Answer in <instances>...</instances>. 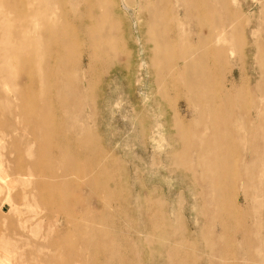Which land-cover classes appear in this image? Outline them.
I'll return each mask as SVG.
<instances>
[{"label":"rangeland","instance_id":"374dc122","mask_svg":"<svg viewBox=\"0 0 264 264\" xmlns=\"http://www.w3.org/2000/svg\"><path fill=\"white\" fill-rule=\"evenodd\" d=\"M8 1L21 11L0 0V264H262L255 258L264 257V247L254 242L264 241V197L257 196L258 188L264 191V170L247 182L250 202L238 203V182L219 203L223 211L234 204L250 208L252 216L253 207L258 210L253 221L245 215L232 224L227 238V221L220 226L207 208L204 189L214 179L198 178L204 177L202 165L211 164L207 145L215 141L222 153L235 144L225 146L221 132L214 138L204 130L208 110L231 114L239 96L246 106L257 104L250 99L261 86L264 0H110L112 9L99 15L116 22L104 30L117 36L121 51L100 56L108 58L105 68L79 62L80 41L68 50L64 36L55 35L79 16V0ZM155 5L164 27L156 36L165 42L154 66L170 61L178 43L189 51L187 62L196 47L210 49L218 34L214 21L233 35L238 26L241 58L227 56L223 87L211 90L217 97L232 85L227 104H194L190 86L172 84L178 62L156 84L146 13ZM242 85L249 103L237 93ZM251 152L241 164L236 156L222 159L215 173L224 180L251 176ZM208 224L211 229H204ZM205 243L220 247L210 252Z\"/></svg>","mask_w":264,"mask_h":264},{"label":"bare ground","instance_id":"6f19581e","mask_svg":"<svg viewBox=\"0 0 264 264\" xmlns=\"http://www.w3.org/2000/svg\"><path fill=\"white\" fill-rule=\"evenodd\" d=\"M6 1L7 0H4L3 2L4 6H8V8L12 9L15 13H20V6L18 7L16 4L12 5L9 1ZM79 2L81 3L80 7H82L80 13L78 14L79 16L76 19L71 20L72 23L68 24V26L66 27V32L62 29L59 33L55 32V35H57L59 38L64 36L65 39L63 40V42L70 44L69 46H67L68 50L73 49V44L77 41H80L78 47L83 55L79 59V62L82 63L84 60L89 63H91L92 61H98V68H105L107 65H109L107 57L111 55V51H121V44L120 42L118 43L117 36L104 30V28H108L109 26H116V22L112 18L111 20H109L108 16L106 18V21L103 22L102 18H100L101 16L99 15L102 14V11L109 12L112 9L111 2L110 0H79ZM67 3L69 4V0H67ZM74 4L78 6L77 1H75ZM157 6L155 5L146 7V13L149 16V22L147 25V41L149 42L150 40L154 44V51L156 52L154 58L157 57V60H150V65L152 67L153 73L157 77L155 79L156 84L159 85L162 83V76L165 73L167 66L178 62L182 67L179 68V71L177 73L178 77L172 84H176L178 82L179 84H184L183 86H190L192 91L195 92L194 98L191 99L193 100L194 104L201 101H206L209 103L208 105L211 106H214L215 103L225 105L226 102H229L228 100L233 93L231 89L232 85L228 86V90L224 89L220 91L219 96L217 97V93H212L211 90L217 85H219V87H223L221 86L222 83L220 82V76L227 73V56H235L237 60L241 58L238 55V51H240V42L237 39L238 26L235 25V34L233 35V29H231L229 33H226V28L224 26H218L217 22L214 21L213 26L218 28V34L214 41V46H211L210 49L203 53L199 52V48L196 47L195 51H193L194 57L190 62H187L189 51L186 50L183 44L178 43L177 51L170 59V61H161V67L154 66L156 65L155 63L159 61L158 56L162 52V46L165 42V40H163L160 35L156 36L157 31L164 29L162 23L157 21L155 18L156 15L154 14V9L157 10ZM94 12L96 13V15H94ZM73 27L76 28V31L72 29ZM153 33L155 34V36L153 35ZM114 39H116L115 43H113ZM256 50H258L257 47ZM258 52L261 57H264V49L259 48ZM103 55L108 56L100 58V56ZM257 74L259 75L258 77L260 78L261 86L255 87L253 90H251V93L254 97L252 101L250 99V102H257L256 106H248L249 104L246 106L245 103H242V99L239 96L236 97L234 111H232L231 114H229V111H227L226 114L216 113L211 109L208 110V114L205 118L206 124L204 130H208L210 131V133H214V138L216 137V132H221L225 140L224 145L228 140H235V144L232 143L231 145L228 144V146L225 145L226 148L223 149L222 153L216 152L217 143H215V141L207 145L208 148L212 147L213 149V156L209 161L211 162V164L209 167L208 164L202 165V169L204 170V177L202 179L198 178L201 182H206L208 180L211 181V179H214L210 186L211 189H204V191H208L210 194L206 200V203L207 208L213 211L214 218L215 216L220 218L218 221L220 226L223 227L225 224L224 221H227V231L224 230L222 232L224 238H227L230 229L233 228L232 224L236 225L239 223V218L242 219L243 216L249 215L251 216L249 221H253L258 213V210H256V208L254 207L252 210L254 216H252L250 213V208L249 210L245 209L246 207L242 208V206H240L239 204H234L233 207L231 206V208L227 211L221 210L222 208L219 205L221 200L231 193L232 186L234 184H237L238 182H242L241 192L237 195L238 198L240 197V201L238 199V203L241 202L243 205H245L246 203L250 202L251 197L246 193V191H250L252 188L251 185L247 182H251V180L255 181L254 171H258L260 168L264 170V160H262L261 158L262 152H264V104L262 109L259 108L260 102L264 103V64L263 66H258ZM241 88L242 90H238L237 93L241 96L244 95V97L246 98L244 102L249 103V98L243 85L241 86ZM200 89H206L207 93H205L204 91V94H201ZM26 103L28 102H23V106L26 105ZM28 108V110L22 113L23 115L30 116V104ZM221 119L230 120L232 125H230V127L218 126L217 121ZM248 150L253 151L251 153L253 155L252 157L254 165L251 168V176L246 175L245 173L241 175L239 174L237 177L229 175L227 176V179L224 180L221 175L215 173L219 162L224 158L228 159L230 156H236L239 159L240 164L243 161L245 162V159L247 158L246 153L248 152ZM60 152L61 150L59 151V153ZM63 154H65V152H61V156ZM67 159H69V157L66 158V160ZM235 164L236 163L233 164L230 162L231 166ZM186 168L187 167L185 166L183 170L186 172L189 171L190 174V170ZM244 171L246 172L245 169ZM257 196L264 197V191L258 188ZM213 198H215L214 206L211 203V199ZM200 201L202 204H206L205 201ZM230 212L233 213L232 219H230ZM224 213H226V215ZM223 214L225 215V217H221ZM212 226L213 224L205 225L204 229L210 230ZM254 226V230H259V225ZM205 244L210 252H213L220 247L218 244ZM254 247L260 250L262 247H264V241L259 238V240L254 242ZM255 262L264 264V257L261 252L256 256Z\"/></svg>","mask_w":264,"mask_h":264}]
</instances>
